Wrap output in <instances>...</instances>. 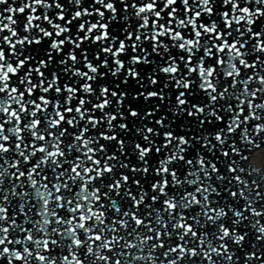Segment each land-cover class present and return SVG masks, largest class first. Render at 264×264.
Returning <instances> with one entry per match:
<instances>
[{
	"label": "snow or ice",
	"instance_id": "6c2138e0",
	"mask_svg": "<svg viewBox=\"0 0 264 264\" xmlns=\"http://www.w3.org/2000/svg\"><path fill=\"white\" fill-rule=\"evenodd\" d=\"M262 57L264 0H0V264H264Z\"/></svg>",
	"mask_w": 264,
	"mask_h": 264
},
{
	"label": "rangeland",
	"instance_id": "374dc122",
	"mask_svg": "<svg viewBox=\"0 0 264 264\" xmlns=\"http://www.w3.org/2000/svg\"><path fill=\"white\" fill-rule=\"evenodd\" d=\"M257 164L264 165V152H260L255 157Z\"/></svg>",
	"mask_w": 264,
	"mask_h": 264
},
{
	"label": "water",
	"instance_id": "95a60500",
	"mask_svg": "<svg viewBox=\"0 0 264 264\" xmlns=\"http://www.w3.org/2000/svg\"><path fill=\"white\" fill-rule=\"evenodd\" d=\"M262 58H264V57H262ZM247 247H248V245H247V244H245V248H247ZM2 264H6V261L2 262ZM255 264H260V262H259V261H257V262H255Z\"/></svg>",
	"mask_w": 264,
	"mask_h": 264
}]
</instances>
